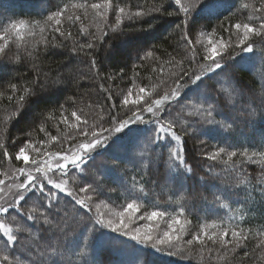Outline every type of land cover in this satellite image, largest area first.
Here are the masks:
<instances>
[{
    "label": "snow or ice",
    "instance_id": "6c2138e0",
    "mask_svg": "<svg viewBox=\"0 0 264 264\" xmlns=\"http://www.w3.org/2000/svg\"><path fill=\"white\" fill-rule=\"evenodd\" d=\"M125 2L126 0H96L92 3L88 0H61V4L55 10H49L42 20H12L0 26V59L7 57L11 47L15 45L17 54L12 59L16 62L29 59L33 62L32 67L37 69L35 61L47 54L50 48H65L80 63H88L89 70L100 79L112 77L101 76L102 64L94 53L103 46L110 32L125 34L123 29L127 24L143 23L146 18L154 19L156 15L160 18H179L182 13L183 19L176 24V29L180 31L181 40L184 42L182 58L177 60L168 54L170 59L163 61L159 69L163 73L167 66V76L174 84L173 87L166 88L160 95L158 90L168 80L158 77L159 82L152 84L151 91H148L145 87L136 85L135 78L139 73H134L135 95L133 87L128 88L126 93L123 90L115 93V98L120 99L119 108L124 111V118L120 117L119 112L113 114L118 106L113 93L104 89L108 93L107 99L113 102L100 113L91 104L87 105L89 112L76 108L78 101L74 96L65 100V104L73 106L70 115L67 114L68 109L64 104L60 105L61 118L57 129L59 130V124H63L73 130L71 135H50L41 125L39 130L48 138L34 142L29 137L14 156L8 152L4 142L0 141L4 158L9 163L14 159L20 164L19 167H11V174L5 172V179H0V264H66L64 253L68 250L70 231L74 237H81L82 246L77 245L80 252L73 253L76 256L84 254L90 237L99 228L111 229L114 233L129 237L139 244L150 245L157 252H167L168 255H183L196 244L201 245L203 252L204 248H208L209 242L219 245L226 253L234 252L249 238L250 230L239 227V221H243L244 216L237 218L231 214L232 209L225 201L224 191L220 195L214 194V201L222 208H228L227 223L224 220L218 223L213 221L211 224L201 225L200 230L193 233L186 227L191 221L180 219L184 213L183 207L175 216L156 208L143 216H137V219H163L167 224L166 229L155 234L149 228L130 229L129 221L140 211L141 205L133 198L122 211H112L109 204L100 199L105 194L104 181L91 170V165L96 155L104 153L118 161L124 158L135 159L133 150L141 139V133L136 126L152 124L153 135L144 137L145 152L154 153L152 165L163 162L170 173L191 174L192 167L186 163L185 156L186 137L197 135L198 129L204 124L221 125L230 131L233 127L231 123L216 119L218 103L221 98L232 103L239 95V89L231 79L224 78L214 88L215 98L201 94L198 102L188 100L181 104L184 90L187 85H194L199 89L204 80L224 72L232 59L229 55L231 49L239 48L242 53L256 51L254 38L264 42V0H259V7L248 3L241 5L243 9H252L248 17L251 22H232L229 17L220 21L217 27L229 34L228 41L225 43L221 39L217 43L209 38L207 47L202 39L205 35L203 31L198 37L193 36L195 28L192 13L198 10L201 0H188L187 4L184 0H160L147 8L137 4L135 10L125 7ZM173 7L176 11L168 10ZM76 26L79 27L74 34L71 29ZM153 27L150 24L149 30ZM153 56V52H147L144 59ZM156 59L159 60V57ZM192 65L197 66V71H193ZM156 71L153 68V72ZM123 74L121 69L119 75ZM185 80L187 84L182 83ZM63 83L65 80L60 75L51 79L47 73L37 70L35 77L27 81L26 85L10 84L9 90L12 94L7 99L15 101V112L6 118L5 123L13 116L21 115L34 102V98L39 99L50 87ZM174 107L179 108V111L174 112ZM145 114H148L147 119ZM256 114L255 109L249 112L250 116ZM105 118L112 127H102ZM178 125L180 134H177ZM169 137L175 141V145L168 147L165 156L158 146L170 143ZM54 142L62 145L67 143L68 146L63 150L49 151ZM27 149L34 156L30 157ZM201 155L224 166L221 173L226 177V189L238 190L243 186L248 190L252 180L245 165L259 164L264 169V152L249 153L247 148L241 151L231 146H217L212 151L202 149ZM143 157L144 152H141L140 158ZM148 167L149 164L144 165L145 174ZM208 173L221 174L213 173L212 167H209ZM257 186L260 196L264 198V171L257 177ZM115 191L116 189H107L108 193ZM150 191L152 190L146 189L144 183L133 177V182L125 189V194L129 197H147ZM61 194H66L64 200L61 199ZM181 199L184 197H179L177 203ZM102 207L105 211H101ZM73 224L75 227H72ZM212 252L213 249L208 248L210 259L213 258ZM201 259L203 260V255Z\"/></svg>",
    "mask_w": 264,
    "mask_h": 264
},
{
    "label": "trees",
    "instance_id": "16d2710c",
    "mask_svg": "<svg viewBox=\"0 0 264 264\" xmlns=\"http://www.w3.org/2000/svg\"><path fill=\"white\" fill-rule=\"evenodd\" d=\"M88 2L92 3L96 0H88ZM159 2L160 0H126L124 6L135 10L137 4L147 8ZM243 3L259 7V0H205L198 6V10L192 13L195 28L193 36L198 37L203 31L208 40L211 38L218 42L221 39H227L229 34L217 27L225 17H229L232 22H251L248 17L252 9H243L241 7ZM58 4H61V0H0V26L12 20H42L49 10H55ZM168 10L176 11V8ZM89 18H91V13ZM181 19H183L182 13L179 18L168 16L160 18L156 15L154 19L146 18L143 23L127 24L123 29L125 34L110 32L109 38L94 55L102 64L101 76H110L112 79L96 78L89 70L88 63H80L79 59L70 55L65 48H50L47 54L35 61L37 69H34L33 62L29 59H22L20 62L12 59L17 54V49L13 45L9 55L0 59V141L4 142L8 152L14 156L18 148L23 146L29 137L34 142L48 138L44 132L39 130L41 125L50 135H71L73 130L66 128L63 124H59V130L57 129L61 118L60 105L64 104V107L68 109L67 114L70 115L73 106L65 104V100L67 97L74 96L78 101L76 108H83L85 112H89L87 105L91 104L96 112L100 113L113 102L107 99L108 93L104 89L113 93L118 106L113 110V114L119 112L120 117L124 118V111L119 108L120 99L115 98V93L121 90L126 93L128 88L133 87L134 73H139V76L135 78L136 85L145 87L146 90L150 89L152 84L159 82L158 77L168 80V83L160 90L173 87L174 84L167 76V66L163 73L159 69L163 61L170 59L168 54L177 60L184 55V42L181 40L180 31L176 29V24H179ZM87 23L86 20L85 24ZM150 24L154 25L151 30H149ZM78 27L71 29L74 34L77 33ZM213 29L216 31L214 32ZM204 36L202 39L206 47ZM254 40L256 51L238 54L239 48L231 49L229 55L232 57L230 60L232 64L230 67L227 66L220 75L204 80L199 89L194 85H187L184 90L181 100L184 101L183 104L188 100L198 102L201 94L215 98L214 88L217 82L224 78L231 79L239 89V95L232 103L223 98L218 103L219 112L216 119L231 123L233 127L230 131L221 125L204 124L198 129L200 133L197 137H186V163L189 165L190 159L195 160L193 166L196 169H192L191 174L170 173L163 162L152 165L151 160L155 158L154 153L145 152V147L142 162L144 165L149 164L147 174H145L144 167L138 166L141 161L137 160L130 166L131 159L124 158L118 161L108 153L96 155L91 165V170L97 175L100 173L99 176L104 181L105 194L100 199L114 207L123 208L135 198L141 205L142 211L149 213L159 208L171 216L178 215L179 209L183 207L184 213L180 219L191 221L190 232L200 228L201 225L211 224L213 221L228 222V208H222L214 201V194L220 195L221 191H224L225 201L232 209L231 214L237 218L244 216V220L239 221V227L246 231L250 230L248 240L244 241L242 246L234 252L228 251L227 253L219 245H212L209 242L208 248L213 249V258L210 259L208 248H204L202 252L199 244L192 246L191 251H185L183 255H168L167 252L161 253L146 248L128 237L114 233L111 229L99 228L90 237L84 254L76 256L73 253L80 252V247L77 245L82 246L81 237L79 235L74 237L70 231L68 250L64 253L66 264H73V262L75 264H264V235H258V233H264V198L260 196L257 186V177L264 169L259 164L245 165L252 180L248 190L246 191L243 186L238 190L226 189V177L221 173L223 167L215 168L213 161L210 162L201 155L203 147L209 142L214 147L227 145L241 151L247 148L249 153L264 152V102H262L264 51H261L264 49V42L258 38ZM125 47L127 50L124 49ZM147 52H153L154 56L144 59ZM156 57H159V60ZM191 67L194 72L197 71L196 65ZM153 68L157 71L153 72ZM121 69L124 73L122 76L119 75ZM37 70L47 73L51 79L60 75L65 83L50 87L39 99L34 98V102L30 103L21 115L13 116L5 123L6 118L15 112V101L7 99L12 94L9 90L10 84L26 85L27 81L35 77ZM182 83L187 84V80ZM135 91L133 87L134 94ZM252 109L256 110L255 116L249 115ZM111 125L107 118L102 122L103 128ZM137 129L146 134L145 127H137ZM177 134H180L179 128H177ZM201 139L207 141L201 144L199 142ZM169 141L170 143L158 146L165 156L168 147L174 146L171 145L172 140L169 139ZM227 141L232 143H227ZM75 142L78 141H73ZM140 143L141 139L138 144ZM67 146V143L62 145L60 142H54L48 150L59 151ZM27 151L34 156L30 149ZM100 151L102 152L103 149ZM2 152L3 150H0V178L4 177L3 173L7 172L12 165L20 166L18 162H14V159L9 163ZM209 167H212L213 173L221 174L210 175ZM133 177L144 183L146 189L152 190L147 197H129L125 194V189L132 184ZM201 177L204 179L201 180ZM164 182H168L171 188L158 192V187L164 186ZM181 186L184 187L181 188ZM107 189H116V191L108 193ZM249 192H251L250 197ZM65 195L61 194L62 200ZM181 196L184 199L177 203ZM246 200L247 203H245ZM189 205L196 208L204 205L208 212L205 216L195 214ZM72 227L75 225L73 224ZM201 255H203V260Z\"/></svg>",
    "mask_w": 264,
    "mask_h": 264
},
{
    "label": "rangeland",
    "instance_id": "374dc122",
    "mask_svg": "<svg viewBox=\"0 0 264 264\" xmlns=\"http://www.w3.org/2000/svg\"><path fill=\"white\" fill-rule=\"evenodd\" d=\"M205 0H201V3L202 2H204ZM184 2H185V4H187L188 3V0H184ZM233 39H235V37H233ZM204 41H205V44H206V47L207 46H209V44H208V37L205 35L204 36ZM227 41H228V38L227 39H225L224 40V42L225 43H227ZM220 41H218L217 43H219ZM125 50H127V47H125L124 48ZM238 54H243L241 51H239L238 52ZM242 63V62H241ZM231 64H232V62L231 61H229V63H228V67H230L231 66ZM148 91H151V88L150 89H147ZM165 90V89H164ZM164 90H158V93L160 94V95H162L163 94V91ZM135 95V94H134ZM182 102H184V101H181V104H183ZM175 111H179V108H176V107H174V112ZM147 116L148 115H146L145 114V118L147 119ZM110 127H112V125L111 126H109L108 128H110ZM136 127H145L146 128V134L145 133H143V131H141L140 133H141V143L140 144H138L137 145V147L135 148V150H134V153H135V159H131V161H130V163H129V165L131 164V163H134L135 161H141L139 164H138V166L139 165H141V167H144V164H143V159H141L140 158V153L141 152H144L143 151V148L145 147V145H144V137H147V136H152L153 135V132H154V125H152V124H139V125H137ZM105 128V127H104ZM177 128H179V125L177 126ZM199 133H200V131L198 130V134L197 135H199ZM197 135H195V136H193V137H197ZM168 139H171L170 137L168 138ZM201 141H203V142H206L207 140H202L201 139ZM201 141H199V142H201ZM209 142V141H208ZM226 142V141H225ZM227 143H232V142H228L227 141ZM204 144V143H203ZM171 145H175V141L174 140H172V142H171ZM225 147H229V146H225ZM215 147L209 142L208 143V145L207 146H204L203 147V149H207L208 151H212L213 149H214ZM231 148H233V147H231ZM30 155V154H29ZM30 157H31V155H30ZM14 162H16V161H14ZM210 162H212L211 160H210ZM214 162V165H215V168H219V167H224L222 164H220L219 162H215V161H213ZM127 163V164H128ZM152 164V163H151ZM195 164V160H192V159H190L189 160V165L192 167V169H196V168H194V165ZM131 166V165H130ZM12 167H15V166H13L12 165ZM9 169H10V167L7 169V172H9ZM218 170V169H217ZM182 173V172H181ZM11 173L9 172V175H10ZM99 175H100V173H99ZM0 179H5V177H2V178H0ZM164 186H159L158 187V192H161V191H164V190H166V189H170L171 188V186H170V184L168 183V182H164V184H163ZM182 187H184V186H181V188ZM109 204V203H108ZM109 206H110V208L112 209V211H122L123 210V208H117V207H114V206H112L111 204H109ZM125 206H126V204H125ZM189 207L191 208V210L195 213V214H198V215H202V216H205L206 215V212H208V209L204 206V205H202V206H198L197 208L196 207H192L191 205H189ZM101 211H105V209H103V207L101 208ZM147 211H142L141 209H140V211L135 215V216H133L132 218H131V220L129 221V228L130 229H135V228H141V229H146V228H149V229H151L152 230V232L155 234L156 232H159V231H162V230H164V229H166V227H167V224H166V222H165V220H163V219H157V220H153V221H149V220H147V218H145V219H143V220H139V219H137V216H143L145 213H146ZM150 213V212H149ZM170 218V217H169ZM182 220V219H181ZM186 227H188V229L190 230L191 229V227H190V225L188 226H186ZM200 230V228H197V229H195L194 231H191V232H198ZM209 234H211L210 232H209ZM129 238V237H128ZM142 245V244H141ZM142 246H144V247H146V248H149V249H152V250H155V249H153L150 245H142Z\"/></svg>",
    "mask_w": 264,
    "mask_h": 264
}]
</instances>
